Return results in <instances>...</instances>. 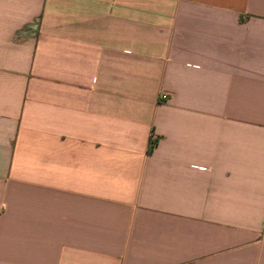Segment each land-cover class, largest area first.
<instances>
[{
  "label": "crops",
  "instance_id": "0c3cea01",
  "mask_svg": "<svg viewBox=\"0 0 264 264\" xmlns=\"http://www.w3.org/2000/svg\"><path fill=\"white\" fill-rule=\"evenodd\" d=\"M0 264H264V0H0Z\"/></svg>",
  "mask_w": 264,
  "mask_h": 264
},
{
  "label": "trees",
  "instance_id": "16d2710c",
  "mask_svg": "<svg viewBox=\"0 0 264 264\" xmlns=\"http://www.w3.org/2000/svg\"><path fill=\"white\" fill-rule=\"evenodd\" d=\"M153 147H154V146H153V145H151V150L153 149Z\"/></svg>",
  "mask_w": 264,
  "mask_h": 264
},
{
  "label": "built area",
  "instance_id": "2783aa9c",
  "mask_svg": "<svg viewBox=\"0 0 264 264\" xmlns=\"http://www.w3.org/2000/svg\"><path fill=\"white\" fill-rule=\"evenodd\" d=\"M162 98L164 99V98H166V96H163Z\"/></svg>",
  "mask_w": 264,
  "mask_h": 264
}]
</instances>
